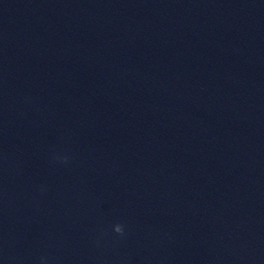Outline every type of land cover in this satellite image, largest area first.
<instances>
[{
  "label": "clouds",
  "instance_id": "1",
  "mask_svg": "<svg viewBox=\"0 0 264 264\" xmlns=\"http://www.w3.org/2000/svg\"><path fill=\"white\" fill-rule=\"evenodd\" d=\"M114 230H115V232H117V233H122V232H123V228H122L121 225H116Z\"/></svg>",
  "mask_w": 264,
  "mask_h": 264
}]
</instances>
